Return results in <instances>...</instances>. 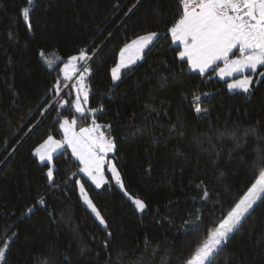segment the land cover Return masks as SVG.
<instances>
[{
	"label": "trees",
	"instance_id": "1",
	"mask_svg": "<svg viewBox=\"0 0 264 264\" xmlns=\"http://www.w3.org/2000/svg\"><path fill=\"white\" fill-rule=\"evenodd\" d=\"M181 15L180 0H0V264H186L254 183L264 168V73L245 93L216 70H192L168 31ZM148 32L162 35L113 81L121 48ZM81 50L98 51L86 60L83 116L61 71ZM41 52L59 59L49 65ZM196 96L206 115L193 110ZM74 116L78 129L95 120L114 143L124 187L143 211L114 182L97 188L68 148L48 178L50 164L33 150ZM79 179L106 228L83 203ZM213 264H264V200Z\"/></svg>",
	"mask_w": 264,
	"mask_h": 264
},
{
	"label": "snow or ice",
	"instance_id": "2",
	"mask_svg": "<svg viewBox=\"0 0 264 264\" xmlns=\"http://www.w3.org/2000/svg\"><path fill=\"white\" fill-rule=\"evenodd\" d=\"M182 4V15L168 30L174 42L183 45V51L179 52L181 58H187L190 67L199 73H206L209 70L215 71L218 62L223 63L219 68L221 77H230L239 73L243 78L234 79L228 84L230 89H242L245 93L249 91L252 83L251 78L243 75L246 70L255 71L257 66H264V0H180ZM29 5L32 0H28ZM21 14L25 21L29 19L30 8L24 7ZM162 34L158 32H148L126 44L119 53V63L111 70L114 79H120V72L136 63L142 58L145 49L153 44ZM238 52L236 55L234 52ZM44 57V53H40ZM98 55V51L93 52L92 56ZM86 51L81 50L79 56H72L69 62L63 66V76L65 80H71L75 72L77 61H86L92 58ZM234 56L235 58H230ZM48 62V61H46ZM49 64L51 62H48ZM90 69L84 68V72ZM84 75L79 76L76 97L74 101L75 111L81 116L85 115L86 109L82 106L81 100L87 101L88 92L83 88ZM55 91H60L59 81ZM68 87L67 84L64 85ZM83 91V97L80 93ZM200 97L193 98L194 111L199 115L207 114V109H201L197 101ZM68 105V101L63 102ZM93 114L95 109L90 110ZM77 120L64 118L60 123L63 130V140H57L49 135L42 144L34 151L40 161L51 163L53 154L64 150L65 145L71 148L72 153L83 165L80 169L96 185L97 188L107 183L103 165L104 158L109 152L115 150L114 143L107 139L103 132L99 131L100 126L93 120L90 128L76 129ZM255 131L254 129L252 130ZM247 135V132H245ZM116 183L123 188V180L115 165L111 166ZM48 178L53 177V168L49 167ZM203 182H201V185ZM264 168L259 169L254 183L248 188L247 192L234 204L226 213L218 225L210 230L201 245L196 248L194 254L186 261V264H213L215 257L227 243L230 234L238 230L242 222L251 215L258 206V202L264 200ZM127 195V193H126ZM80 196L84 204L91 210L99 223L107 227V223L100 210L93 203L84 185L80 184ZM204 196H208L205 190ZM129 199L135 204L136 208L143 211L146 204L141 199ZM43 203V200L40 201ZM29 212L32 210L29 209ZM5 247H7L5 245ZM5 249L0 248V261L4 260Z\"/></svg>",
	"mask_w": 264,
	"mask_h": 264
},
{
	"label": "rangeland",
	"instance_id": "3",
	"mask_svg": "<svg viewBox=\"0 0 264 264\" xmlns=\"http://www.w3.org/2000/svg\"><path fill=\"white\" fill-rule=\"evenodd\" d=\"M144 35V34H143ZM138 37V36H137ZM137 37H135V38H133L132 40H134V39H136ZM131 40V41H132ZM131 41L130 42H128L127 44H130L131 43ZM176 44V43H175ZM124 47V46H123ZM122 47V48H123ZM121 48V49H122ZM146 50V49H145ZM120 53V52H119ZM46 54H44V58H45V60L46 61H48V62H51L49 65H54L55 63H54V58L56 57V59H57V61H58V59H59V56L57 55V53L55 52V53H51V54H47V55H51V56H54V57H47V56H45ZM73 56H79V54H76V55H73ZM72 57V56H71ZM142 58H143V55H142ZM141 58V59H142ZM181 58V57H180ZM140 59V60H141ZM119 60H120V58L118 57V61H117V63H116V65L119 63ZM140 60H138V61H136V63L137 62H139ZM56 61V62H57ZM69 62V59L64 63V64H66V63H68ZM86 61H77V62H74L75 64H76V68L75 69H69V71H70V73L71 72H75V75H73L72 76V79L71 80H67L68 81V87L72 84L73 85V95H74V98L72 99V107H73V110L75 111V107H74V101H75V97H76V92H77V87H78V84H79V76L81 75V73H83V75H84V79H85V76H86V72H84V68H85V66L87 65V63L88 62H86ZM135 63V64H136ZM64 64L62 65V68H61V71H62V76H63V66H64ZM115 65V66H116ZM134 65V64H133ZM114 66V67H115ZM220 66V65H219ZM224 66V65H223ZM223 66H221V67H223ZM260 65H258L257 66V68H256V70L254 71V72H256L257 70H258V67H259ZM113 67V68H114ZM221 67H219V68H221ZM112 68V69H113ZM219 68H218V70L217 71H219ZM123 70L124 69H122L121 70V72H120V77H121V75H122V72H123ZM192 70H194V69H192ZM195 71H197V70H195ZM217 73V72H216ZM263 73L264 72H261V73H254V74H250V75H247L246 73L244 74V75H247V76H249L250 78H251V81L253 82L254 80H256L257 82L260 80V78L262 77V75H263ZM218 74V73H217ZM111 76H112V71H111ZM219 78H221L220 76H218ZM63 78H64V76H63ZM241 78H243L242 76H240L239 78H237V79H241ZM112 80L113 81H117V79H114L113 78V76H112ZM234 80V79H233ZM232 80V81H233ZM231 81V82H232ZM251 85H252V83H251ZM251 85H250V87H249V89H251ZM67 87V88H68ZM83 88H84V90H86L87 92L89 91V89H88V86L86 85V82H85V80H83ZM230 89V88H229ZM230 90H235V89H230ZM240 90H242V89H240ZM62 93H63V91L60 93V95H59V97H61V95H62ZM80 95H81V97H83V91H81V93H80ZM88 95H89V93H88ZM58 97V98H59ZM67 101V98H64V100L61 102V105L62 106H64V101ZM87 101H88V99H87ZM87 101H84L83 99L81 100V103H82V106L86 109V111H87ZM76 112V111H75ZM76 114L77 115H80L79 113H77L76 112ZM64 118H68L69 120H71V119H73V118H75L76 120H77V117L76 116H74V117H63L61 120H60V123H62L63 122V119ZM93 126V123L91 124V125H89L88 126V128H90V127H92ZM77 132H79V129H78V120H77V124H76V129H75ZM61 131H62V136H55V135H52L55 139H57V140H63L64 139V136H63V130L61 129ZM99 131L100 132H103L102 131V129H101V127L99 128ZM104 134V133H103ZM104 136L107 138V139H109V140H111L109 137H107L106 136V134H104ZM47 139V138H46ZM45 139V140H46ZM44 142V140L40 143V144H42ZM40 144H38L35 148H34V150L40 145ZM65 148H68L70 151H71V148L70 147H68L67 145H65V147H64V149ZM33 150V153H34V155L38 158V160L40 161V159H39V157L35 154V151ZM71 153H72V151H71ZM113 152H109V153H107V155L105 156V158H104V165H103V173H104V176H105V179H106V181L107 182H114L123 192H125V193H127V195H128V197L130 196V197H132V198H136V199H139V198H137V197H134L133 195H131L130 193H128V191L125 189V187H123V188H121L117 183H116V181H115V178H114V175L112 174V172H111V166L114 164L115 165V167H116V169H117V171L119 172V170H118V167H117V165H116V163H115V161H114V158H113V156L111 155ZM56 153H54L53 154V156L55 155ZM73 154V153H72ZM73 156L78 160V158L73 154ZM79 161V160H78ZM40 162H42V163H49V162H45V161H40ZM50 164V167H52L53 168V160L51 161V163H49ZM81 166L83 167V165L81 164ZM48 172V171H47ZM120 173V172H119ZM94 185H95V183L85 174V173H83ZM121 176V175H120ZM53 178V177H52ZM77 183H78V191H79V194H80V184H83L84 185V188H85V191L87 192V189H86V187H85V184L82 182V180L81 179H79L78 181H77ZM96 186V185H95ZM88 193V192H87ZM89 195V194H88ZM81 197V196H80ZM90 197V196H89ZM91 198V197H90ZM81 199H82V197H81ZM82 201H83V199H82ZM93 201V200H92ZM132 201V200H131ZM84 203V202H83ZM94 203V202H93ZM135 205V204H134ZM91 211V210H90ZM140 211V210H139ZM94 215V214H93Z\"/></svg>",
	"mask_w": 264,
	"mask_h": 264
},
{
	"label": "crops",
	"instance_id": "4",
	"mask_svg": "<svg viewBox=\"0 0 264 264\" xmlns=\"http://www.w3.org/2000/svg\"><path fill=\"white\" fill-rule=\"evenodd\" d=\"M170 35H171V34H170ZM173 42H174V41H173ZM174 43L179 44V45L181 46V51H183V45H182L180 42H174ZM234 51H235V50H234ZM238 54H239V53H238ZM238 54H236V55H238ZM230 58H235V57H234V56H232V57L230 56ZM184 59H187V58L185 57ZM221 66H223V63H221L220 66L217 67V70H218V68L221 67ZM217 70H216V71H217ZM194 71H195V70H194ZM247 71H250V70H246V72H247ZM246 72H245V73H246ZM217 73H218L217 75L220 76V75H219V71H217ZM245 73H244V74H245ZM244 74H243V75H244ZM240 76H242V75L239 74V73H236V74H233V76H230V77H221V76H220V77H221V79H225V80H227V85H228V84L232 83L231 81H232L233 79H237V78H239ZM235 90H240V89H235Z\"/></svg>",
	"mask_w": 264,
	"mask_h": 264
},
{
	"label": "water",
	"instance_id": "5",
	"mask_svg": "<svg viewBox=\"0 0 264 264\" xmlns=\"http://www.w3.org/2000/svg\"><path fill=\"white\" fill-rule=\"evenodd\" d=\"M83 128H88V127H83Z\"/></svg>",
	"mask_w": 264,
	"mask_h": 264
}]
</instances>
